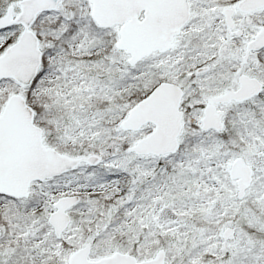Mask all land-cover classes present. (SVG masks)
I'll list each match as a JSON object with an SVG mask.
<instances>
[{"label": "snow or ice", "instance_id": "1", "mask_svg": "<svg viewBox=\"0 0 264 264\" xmlns=\"http://www.w3.org/2000/svg\"><path fill=\"white\" fill-rule=\"evenodd\" d=\"M0 264H264V0H0Z\"/></svg>", "mask_w": 264, "mask_h": 264}]
</instances>
